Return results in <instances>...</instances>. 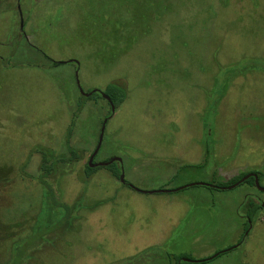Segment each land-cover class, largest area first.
I'll list each match as a JSON object with an SVG mask.
<instances>
[{
  "label": "rangeland",
  "instance_id": "rangeland-1",
  "mask_svg": "<svg viewBox=\"0 0 264 264\" xmlns=\"http://www.w3.org/2000/svg\"><path fill=\"white\" fill-rule=\"evenodd\" d=\"M76 74L127 97L109 113ZM78 104L81 158L46 179L66 213L39 150L67 152ZM105 118L97 159L127 184L83 176ZM247 171L264 182V0H0V264H264L250 184H194Z\"/></svg>",
  "mask_w": 264,
  "mask_h": 264
},
{
  "label": "trees",
  "instance_id": "trees-1",
  "mask_svg": "<svg viewBox=\"0 0 264 264\" xmlns=\"http://www.w3.org/2000/svg\"><path fill=\"white\" fill-rule=\"evenodd\" d=\"M103 93H105L106 95H108L110 97L112 104L114 105L115 109L118 108L124 102V100L127 97L126 89L123 86L116 84V83L107 84L106 87L103 89ZM95 97L103 98L97 92H94L90 97H85V98L86 99H94ZM103 99H105V98H103ZM105 101L108 103L109 113H110V104L106 99H105ZM81 105L82 104H80V106H79V104H78L79 108H78V110H76L73 113L71 123L69 124V127L67 129V133H66L67 152L55 154L52 150H50L48 148H41L39 150V152L41 154V161L39 164L40 172H39V175H37V178L35 177L43 185L45 190L47 192H49L50 196L53 197V204L58 205L61 208H63V210H65L66 213H68L69 210H71L69 208V205L56 201V199L54 198L53 190H52L51 186L48 184L46 179L50 175L55 174V171L57 169L58 164H69V163H72V162L79 160L81 158L80 152L70 145V136H71L72 129L74 126V120H75V117H76ZM116 163H118V162H114V163L109 164L108 166H105V167L103 166V167L106 168V170L112 176L119 178L120 170L117 168ZM98 168H100V167H95V168L89 167V165L86 162L84 167H83L84 178L88 179ZM247 172L239 173L236 176L237 179H239L242 175L246 174ZM236 177H233V178L226 180V181L224 180V182L212 181L210 183L218 185V186H225V185H229V184L234 183L236 181V179H234V178H236ZM82 181H84V179H82ZM251 181H252V178L248 179L247 181H244L243 183H250ZM127 183L128 182L125 179L124 184H127ZM213 188H215V187H213ZM259 208H261L260 205H254L253 209L250 210V213L255 212L256 209L258 210ZM243 240L242 239L239 240L237 242V245L241 244L243 242ZM220 253L221 252H219V254ZM188 258L192 259L191 257H188ZM201 262H203V261H201ZM201 262H189V261L184 262V261H182V258L178 257L175 264H200Z\"/></svg>",
  "mask_w": 264,
  "mask_h": 264
},
{
  "label": "water",
  "instance_id": "water-1",
  "mask_svg": "<svg viewBox=\"0 0 264 264\" xmlns=\"http://www.w3.org/2000/svg\"><path fill=\"white\" fill-rule=\"evenodd\" d=\"M62 61H59V63H61ZM76 62V61H75ZM76 83H77V86L79 88V91L80 93L83 95V96H90L92 93L98 91L101 93V96L103 98H105L109 104H110V108H111V112L113 113L115 108H114V105L112 104V101L110 99V97L108 95H106L105 93H103L100 89H93L89 92H84L81 87H80V84H79V80H78V77H77V74H76ZM107 121V118H105L102 122V125L100 127V131H99V136H98V140H97V143H96V146H95V149L93 151V153L90 155L89 159H88V165L89 167H96V166H108L109 164L111 163H114L115 161L117 162H121V158L119 157H112L106 161H100V162H95V163H92V160H93V157L95 156V154L97 153V151L99 150L100 146H101V142H102V138H103V133H104V128H105V123ZM250 176H253L254 177V183L255 185L258 187V189H261V190H264V187L260 186L259 185V182H258V178H257V175L255 173H247L245 176H243L241 179H239L238 181L232 183V184H229V185H225V186H218V185H215V184H212V183H194L196 185H205V186H209V187H215V188H219V189H231L233 187H235L236 185L242 183L243 181H245L246 179H248ZM119 179L121 182H125V177H124V174H123V171H121L120 175H119ZM132 188H134L135 190H138V191H141L140 189L136 188L135 186H133L132 184H129ZM185 186H182V187H179V188H176V189H159L157 191H161V192H169V191H177V190H180L182 188H184ZM143 192H147V191H143ZM148 192H152V191H148ZM223 252V251H221ZM218 253L214 254L213 256L207 258V259H211L213 257H215ZM184 260L186 261H189V262H201L203 260H206V259H203V260H193V259H190V258H184Z\"/></svg>",
  "mask_w": 264,
  "mask_h": 264
},
{
  "label": "flooded vegetation",
  "instance_id": "flooded-vegetation-1",
  "mask_svg": "<svg viewBox=\"0 0 264 264\" xmlns=\"http://www.w3.org/2000/svg\"><path fill=\"white\" fill-rule=\"evenodd\" d=\"M101 90V89H100ZM102 92H103V90H101ZM97 93H99L100 95H101V93L100 92H98V91H96ZM93 94V93H92ZM91 94V95H92ZM90 95V96H91ZM90 96H87V97H90ZM84 97V96H83ZM86 97V96H85ZM110 112H111V108H110ZM112 113V112H111ZM100 131V130H99ZM96 146V145H95ZM94 149H95V147H94ZM94 149H93V151H94ZM100 149V148H99ZM93 151L90 153V155L93 153ZM99 151V150H98ZM98 151H97V153L95 154V156L93 157V160H92V163H95V162H100L98 159H97V154H98ZM90 155L88 156V159H89V157H90ZM88 159H87V164H88ZM115 162H117V161H115ZM119 164L121 163V162H118ZM96 167H103V166H96ZM105 167V166H104ZM92 168H95V167H92ZM247 173H255L256 175H257V178H258V182H259V185L260 186H262V187H264V182H263V178H262V174H260L259 172H257V171H248ZM246 173V174H247ZM243 176H245V174L244 175H242L239 179H241ZM249 178H252V181L250 182V183H247V184H250L249 186H250V188L252 189V190H250L248 193H246L245 194V196H244V200L245 201H243V203L244 202H246L247 203V198H248V196L250 197V199H249V201H248V207H250V210L251 209H253V206L254 205H260V207L261 208H259V210H263L264 209V198H263V196H264V190H261V189H258V187L255 185V183H254V177L253 176H250ZM248 178V179H249ZM238 179V180H239ZM248 179H246L245 181H247ZM244 182V181H243ZM242 182V183H243ZM257 192H256V191ZM259 192V193H258ZM219 254V253H218ZM217 254V255H218ZM216 255V256H217Z\"/></svg>",
  "mask_w": 264,
  "mask_h": 264
},
{
  "label": "crops",
  "instance_id": "crops-1",
  "mask_svg": "<svg viewBox=\"0 0 264 264\" xmlns=\"http://www.w3.org/2000/svg\"><path fill=\"white\" fill-rule=\"evenodd\" d=\"M201 152H203V147H202V149H201ZM121 161H122V160H121ZM237 173H238V172H237ZM233 175H236V174H233ZM113 178H114V176H113ZM244 196H245V195H244ZM242 204H243V202H242ZM256 213H257V216H258L257 218H258V220H259L260 217H261V216H259V213H260V212L257 211ZM256 213H255V215H256ZM246 227H247V225L244 224V226L242 227V230H241L242 233L244 232V229H245ZM251 227H252V226H251ZM247 234H248V233H247ZM247 234H245V236H244L243 239L246 238V235H247ZM243 241H244V240H243ZM239 245H240V244H239ZM239 245H238V246H239Z\"/></svg>",
  "mask_w": 264,
  "mask_h": 264
}]
</instances>
